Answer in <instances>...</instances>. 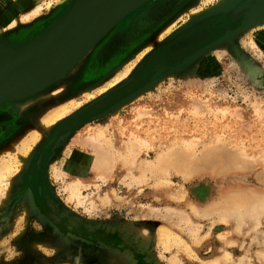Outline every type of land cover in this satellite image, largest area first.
Returning a JSON list of instances; mask_svg holds the SVG:
<instances>
[{
	"label": "rangeland",
	"instance_id": "rangeland-1",
	"mask_svg": "<svg viewBox=\"0 0 264 264\" xmlns=\"http://www.w3.org/2000/svg\"><path fill=\"white\" fill-rule=\"evenodd\" d=\"M16 1L8 23L43 6L5 34L17 48L71 7L61 5L65 0ZM218 2L154 0L60 82L0 105V162L20 158L23 144L41 131L30 164L15 165L0 194V264H264V21L181 67L173 64L144 89L157 66L184 61L179 53L236 28L229 21L260 0L186 26L167 42L198 15L193 9ZM63 106L71 107L65 117L41 124ZM133 144L138 155L129 166L122 155ZM101 149L114 168L104 177L94 169ZM170 151L177 164L168 173H144L146 162ZM183 151L200 163L188 180L177 172L186 165ZM77 181L75 196L70 187ZM161 228L170 235L164 240Z\"/></svg>",
	"mask_w": 264,
	"mask_h": 264
},
{
	"label": "water",
	"instance_id": "water-1",
	"mask_svg": "<svg viewBox=\"0 0 264 264\" xmlns=\"http://www.w3.org/2000/svg\"><path fill=\"white\" fill-rule=\"evenodd\" d=\"M152 1L154 0H78L48 30L21 48L9 43V51L0 57V105L33 97L60 82L123 19ZM220 7L211 8L212 10L202 17L192 18L187 23L188 26L193 27L218 16L225 17L226 11L224 7ZM263 21L264 6L246 17L230 20L232 24L238 23L236 28L226 29L222 36L199 50L194 48L191 53H179L181 58L187 57L184 61L176 60L170 63L171 58L163 63L165 66H157L150 78L151 82L145 85L144 89L160 81L163 73L173 64L181 67L186 60L196 58L220 43L232 42L235 36ZM221 22L223 19L219 18L215 23H211L209 28L220 26ZM186 26L176 31L167 42L173 40Z\"/></svg>",
	"mask_w": 264,
	"mask_h": 264
},
{
	"label": "bare ground",
	"instance_id": "bare-ground-1",
	"mask_svg": "<svg viewBox=\"0 0 264 264\" xmlns=\"http://www.w3.org/2000/svg\"><path fill=\"white\" fill-rule=\"evenodd\" d=\"M64 1V0H63ZM209 2H214V1H219L216 6H214V8L216 7H224L223 9L227 10V9H231L233 8L237 3H240L242 1L245 0H208ZM76 2H78V0H65L64 2H61V5H68L71 4L70 6H72L73 4H75ZM193 2V1H192ZM17 4L16 0H0V57L5 55L7 51H9V43L12 44V46H16L17 43L16 42H11L9 40H7V43L5 42L7 39V36L5 35L8 30H16L17 28H19V24L20 23H26L27 21L31 20L32 18H35L39 15V13L41 12V9L43 8L42 5H39L34 11H32L31 13L28 14H20L18 17L13 18L10 20V23H8V17H9V11L10 9H13L12 7H14ZM248 4V3H247ZM52 5V2L48 3L47 7H50ZM191 5V4H190ZM239 5V4H238ZM237 5V6H238ZM246 6V5H245ZM250 6V5H249ZM248 6V7H249ZM264 6V0H260V2L258 4H254L253 8H251V10H249L247 12V14H243L245 17L251 13L252 11H255L257 9H260L261 7ZM220 7V8H221ZM247 7V8H248ZM239 8V7H238ZM188 9V8H187ZM186 9V10H187ZM213 9V8H212ZM212 9H206V8H201V7H197L195 9H193L191 12H195L197 13L199 17H202L204 15H206L207 13H209V11H211ZM220 10V9H219ZM236 10V8H235ZM234 10V11H235ZM244 10V9H243ZM242 10V11H243ZM233 11V9H232ZM13 12V11H12ZM232 13V12H231ZM236 13V11L234 12V14ZM240 13V12H238ZM13 14V13H12ZM179 15V14H178ZM177 15V16H178ZM196 15V14H195ZM176 16V17H177ZM196 16V17H197ZM242 16V14H241ZM6 19L8 20L6 22ZM174 22V21H173ZM188 26V25H187ZM180 28V27H179ZM174 29V28H173ZM170 31V30H169ZM197 33V32H196ZM199 33V32H198ZM199 35V34H198ZM204 35V33H203ZM162 37V36H161ZM193 38V37H192ZM198 38V37H197ZM182 42V40H181ZM190 42V41H189ZM188 43V42H186ZM185 43V44H186ZM184 44V45H185ZM190 44V43H189ZM185 47V46H184ZM178 48V47H177ZM180 49V48H178ZM128 67V66H127ZM128 69V68H127ZM133 69V68H131ZM130 70V69H129ZM126 75V74H125ZM124 75V76H125ZM120 79V77H118V79L116 81H118ZM105 88V87H104ZM103 89V88H102ZM93 95V94H92ZM38 97V96H37ZM93 97V96H92ZM21 101V100H20ZM77 104V103H76ZM75 104V105H76ZM22 108V107H21ZM71 107L68 106H63L62 108H60L59 110H57L56 112L52 113L51 115H49L48 117H46L45 119L42 120V125L45 126L46 128L52 127L55 123H57L60 119H62L63 117H65L69 111H70ZM41 135V131L36 130L31 138H28L27 142H25L23 145V147L20 150V158H11L9 161H3L0 162V194L2 193V191L4 189H8L9 188V182H8V177L10 175H12L14 168L16 167L15 165L17 164H21V167H27L30 164V161L32 159L33 156V151H34V147H32V144L36 143V141H38L39 137ZM38 143V142H37ZM127 143V141L125 142V144ZM183 143V142H182ZM191 143V142H190ZM210 144V143H209ZM216 144V143H215ZM127 145H129L127 143ZM175 145V144H174ZM182 145V144H181ZM187 144H185L184 146H186ZM180 147V146H179ZM97 148V147H96ZM126 148V147H125ZM185 148V147H184ZM187 148L190 150V147L187 146ZM186 148V150H187ZM211 148V147H210ZM213 148V146H212ZM167 149V148H166ZM181 149V148H180ZM179 149V151H180ZM194 149V148H192ZM114 151V150H113ZM137 151V147L136 144L131 145V147L129 148V153L122 155V158L125 161L126 165L132 166L134 161L136 160V152ZM177 151V150H176ZM208 151V150H207ZM184 152V151H183ZM193 152V151H192ZM191 152V154H192ZM206 152V151H205ZM204 152V153H205ZM19 153V152H18ZM115 152H113L112 154H114ZM117 153V152H116ZM119 153V151H118ZM169 153V154H168ZM168 153H164V154H159V156L157 157V159L153 162H146V169L143 170L144 173L147 172H154L155 173H163L166 174L168 173L169 170H171V167L174 164L175 161V156L174 153L175 151H170ZM188 153V152H187ZM186 152L183 153L182 158L186 160V165L183 167L184 171H180V169L177 172H180L182 174V177L186 180L190 179L192 177V175H194L198 170L197 167H199V161L195 162V160L193 161L192 159L190 160L191 156L188 155ZM203 153V156H204ZM208 153V152H207ZM210 153V152H209ZM212 153V152H211ZM17 154V153H16ZM120 154V153H119ZM171 154V155H170ZM206 154V153H205ZM194 155V153H193ZM196 155V154H195ZM194 155V156H195ZM200 155V153H199ZM209 155V154H207ZM115 156V155H114ZM177 156V155H176ZM179 156V155H178ZM14 157V156H13ZM117 157L119 158L118 154ZM247 157V156H246ZM262 157V156H261ZM10 158V157H9ZM117 158V159H118ZM180 158V157H179ZM200 158V157H199ZM198 158V159H199ZM208 158V157H207ZM5 159V158H4ZM114 159V158H113ZM260 159V158H259ZM119 160V159H118ZM181 160V158H180ZM2 161V159H1ZM121 161V160H119ZM197 161V160H196ZM204 161V160H203ZM95 166L94 169H96V171H98L100 173L101 177L105 176V172H110L113 168V162L110 158L109 152L106 151L105 149H101L97 160L95 161ZM180 162V161H178ZM202 162V161H201ZM93 163V162H92ZM184 163V162H183ZM189 163V165H188ZM177 164V163H176ZM254 164V163H253ZM144 165V162L143 164ZM141 165V166H142ZM238 165V164H237ZM15 166V167H14ZM144 168V166H143ZM177 168V167H176ZM182 168V167H181ZM25 170V169H24ZM174 170V169H173ZM220 174V173H219ZM169 175V174H168ZM22 178H20L21 180ZM79 184L80 182H76L74 185H72L70 187L73 195H78L79 194ZM182 192V191H181ZM184 195V194H183ZM1 196V195H0ZM28 196L30 197V201L33 204V199H32V194L28 193ZM27 197V198H29ZM236 198V197H235ZM244 199L241 197L240 201H243ZM244 202H246V200H244ZM30 203V202H29ZM233 203V202H232ZM231 204V203H230ZM219 215V214H218ZM242 216V215H241ZM244 216V215H243ZM240 217V216H239ZM237 217V219L239 218ZM164 227V226H163ZM167 229V228H166ZM170 235L168 234L167 230H163L161 228V232H160V237L162 240H164L165 238H168ZM161 241V240H160Z\"/></svg>",
	"mask_w": 264,
	"mask_h": 264
},
{
	"label": "flooded vegetation",
	"instance_id": "flooded-vegetation-1",
	"mask_svg": "<svg viewBox=\"0 0 264 264\" xmlns=\"http://www.w3.org/2000/svg\"><path fill=\"white\" fill-rule=\"evenodd\" d=\"M4 133L3 132H1V134H0V136H2Z\"/></svg>",
	"mask_w": 264,
	"mask_h": 264
}]
</instances>
